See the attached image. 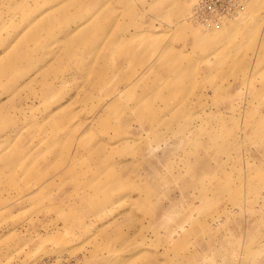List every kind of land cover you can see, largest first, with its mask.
<instances>
[{
  "label": "rangeland",
  "instance_id": "rangeland-1",
  "mask_svg": "<svg viewBox=\"0 0 264 264\" xmlns=\"http://www.w3.org/2000/svg\"><path fill=\"white\" fill-rule=\"evenodd\" d=\"M195 2L0 0V264H264V0Z\"/></svg>",
  "mask_w": 264,
  "mask_h": 264
},
{
  "label": "built area",
  "instance_id": "built-area-1",
  "mask_svg": "<svg viewBox=\"0 0 264 264\" xmlns=\"http://www.w3.org/2000/svg\"><path fill=\"white\" fill-rule=\"evenodd\" d=\"M240 7L241 0H199L195 5L193 17L197 22L209 25L233 15Z\"/></svg>",
  "mask_w": 264,
  "mask_h": 264
},
{
  "label": "bare ground",
  "instance_id": "bare-ground-1",
  "mask_svg": "<svg viewBox=\"0 0 264 264\" xmlns=\"http://www.w3.org/2000/svg\"><path fill=\"white\" fill-rule=\"evenodd\" d=\"M198 1H199V0H196V2L194 3V5L192 6V8L190 7V9H192V10H191V13H189V16H190V18H191L193 21H196V20L194 19V17H193V11H194L195 5L198 3ZM241 4H242V2H241ZM242 6H243V4H242ZM240 8H241V7H240ZM190 9H189V10H190ZM238 9H239V8H238ZM238 9H236V11H237ZM236 11H235V12H236ZM235 12H234V13H235ZM234 13H233V14H234ZM222 19H223V18H222ZM222 19H221V20H222ZM196 22H197V21H196ZM199 23H200V22H199ZM213 24H214V23H211V24L207 25V24L200 23V25H203V26L205 27V29H212V28H213V26H212Z\"/></svg>",
  "mask_w": 264,
  "mask_h": 264
}]
</instances>
